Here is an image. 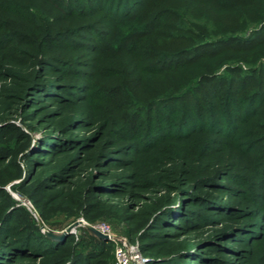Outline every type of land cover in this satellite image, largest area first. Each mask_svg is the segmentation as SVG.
Masks as SVG:
<instances>
[{"label": "rangeland", "instance_id": "374dc122", "mask_svg": "<svg viewBox=\"0 0 264 264\" xmlns=\"http://www.w3.org/2000/svg\"><path fill=\"white\" fill-rule=\"evenodd\" d=\"M116 244L264 264V0H0V264Z\"/></svg>", "mask_w": 264, "mask_h": 264}, {"label": "built area", "instance_id": "2783aa9c", "mask_svg": "<svg viewBox=\"0 0 264 264\" xmlns=\"http://www.w3.org/2000/svg\"><path fill=\"white\" fill-rule=\"evenodd\" d=\"M100 233L105 235L110 242H114L108 235L107 228H100ZM115 244V242H114ZM114 264H144L145 258L141 255L137 247L129 244L115 245L113 251Z\"/></svg>", "mask_w": 264, "mask_h": 264}, {"label": "trees", "instance_id": "16d2710c", "mask_svg": "<svg viewBox=\"0 0 264 264\" xmlns=\"http://www.w3.org/2000/svg\"><path fill=\"white\" fill-rule=\"evenodd\" d=\"M130 18H132L133 20H135V19L137 18V15H132ZM118 23H120V22H117L116 24H118ZM119 25H121V24H119ZM119 25L114 26L115 30L119 27ZM116 36H117V35H116ZM116 36H114L113 38L115 39ZM140 36H142V33H140V32H129V33L125 34V35L122 37V39L120 40V42H119V49H120L119 51H122L124 48L133 45V44L135 43V41L138 40V39L140 38ZM261 42H262V41H261ZM261 42H258L257 45L261 44ZM111 46H112V40L108 41V42L105 43V44H102V46H101L102 51H101V52H104V53L113 52ZM245 46H246V47H243V48H239V47H238V48H236V49H237V51H238L239 49H242V51H244L245 49H250V48H252V46H254V43H252V44H250V45H245ZM238 85H242V81L239 82ZM167 97H168V95H166L165 97H163V99H164V98H167ZM51 161H52V160L50 159V160L47 162V165H46V166L51 165V164H52ZM56 177H57V175H54V174H53V175H51L49 178H54V179H55ZM139 248H140V247H139ZM140 253H141V255H143V254L145 253V251H142L141 248H140ZM175 254H176V253H175ZM155 258H156V257H151L152 260H155ZM156 260H157V259H156ZM55 262H61V260H56ZM112 262L114 263V259H112ZM155 263H157V261H153L152 263H148V264H155Z\"/></svg>", "mask_w": 264, "mask_h": 264}, {"label": "water", "instance_id": "95a60500", "mask_svg": "<svg viewBox=\"0 0 264 264\" xmlns=\"http://www.w3.org/2000/svg\"><path fill=\"white\" fill-rule=\"evenodd\" d=\"M28 210L33 214V216L36 218L38 225L42 231V233L50 240H58L64 236L69 235L70 233V228H74L75 226H77L78 223H74L73 225H71L69 228H67L66 230H64L63 232L59 233V234H55L52 232H49L47 230H45V228L43 227L41 221L39 220V218L36 216L34 210L28 206ZM87 229L93 233L97 238L107 241V237L105 235H103L102 233H100L99 231H97L95 228L87 226Z\"/></svg>", "mask_w": 264, "mask_h": 264}]
</instances>
